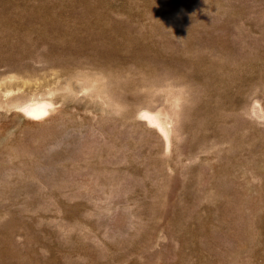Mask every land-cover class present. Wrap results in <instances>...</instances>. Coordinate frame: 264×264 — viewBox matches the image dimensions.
I'll return each instance as SVG.
<instances>
[{"label":"rangeland","instance_id":"374dc122","mask_svg":"<svg viewBox=\"0 0 264 264\" xmlns=\"http://www.w3.org/2000/svg\"><path fill=\"white\" fill-rule=\"evenodd\" d=\"M0 264H264V0H0Z\"/></svg>","mask_w":264,"mask_h":264}]
</instances>
